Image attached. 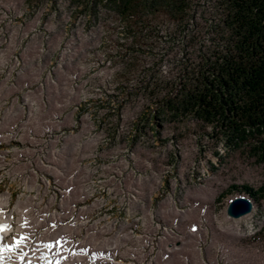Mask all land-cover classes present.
<instances>
[{
  "label": "rangeland",
  "instance_id": "obj_1",
  "mask_svg": "<svg viewBox=\"0 0 264 264\" xmlns=\"http://www.w3.org/2000/svg\"><path fill=\"white\" fill-rule=\"evenodd\" d=\"M80 2L0 0V200L25 237L13 264H264V135L233 144L162 108L231 47L224 1L193 0L186 27L163 18L158 34ZM246 186L254 210L229 217Z\"/></svg>",
  "mask_w": 264,
  "mask_h": 264
},
{
  "label": "trees",
  "instance_id": "obj_2",
  "mask_svg": "<svg viewBox=\"0 0 264 264\" xmlns=\"http://www.w3.org/2000/svg\"><path fill=\"white\" fill-rule=\"evenodd\" d=\"M93 13L98 5L117 13L127 27L158 34L156 22L187 26L193 0H78ZM231 47L205 57L196 78L162 103L163 111L192 114L219 125L227 142L264 135V0H223ZM163 21V20H162ZM253 200L257 192L242 187Z\"/></svg>",
  "mask_w": 264,
  "mask_h": 264
},
{
  "label": "bare ground",
  "instance_id": "obj_3",
  "mask_svg": "<svg viewBox=\"0 0 264 264\" xmlns=\"http://www.w3.org/2000/svg\"><path fill=\"white\" fill-rule=\"evenodd\" d=\"M5 209L6 203L0 200V226H6L4 230L0 231V249H3L4 246H11V250L2 251V258H0V264H13V261L11 260L16 258V255L19 253V251H21L23 246L22 242L23 239H25L23 235L24 230L21 227L15 229L16 227L13 225V213L8 215ZM10 234H14L15 238L14 240L7 242V236H9ZM17 244L19 245L18 247ZM23 260L24 258L20 256L19 262L17 264H20L21 262H23Z\"/></svg>",
  "mask_w": 264,
  "mask_h": 264
},
{
  "label": "water",
  "instance_id": "obj_4",
  "mask_svg": "<svg viewBox=\"0 0 264 264\" xmlns=\"http://www.w3.org/2000/svg\"><path fill=\"white\" fill-rule=\"evenodd\" d=\"M253 202L244 194L232 198L226 209L228 216L237 219L248 214L253 209Z\"/></svg>",
  "mask_w": 264,
  "mask_h": 264
},
{
  "label": "snow or ice",
  "instance_id": "obj_5",
  "mask_svg": "<svg viewBox=\"0 0 264 264\" xmlns=\"http://www.w3.org/2000/svg\"><path fill=\"white\" fill-rule=\"evenodd\" d=\"M6 228V226H0V231H2V230H4ZM19 245L17 244V247H18ZM3 250H11V246H4V248L3 249H0V258H2V251Z\"/></svg>",
  "mask_w": 264,
  "mask_h": 264
}]
</instances>
